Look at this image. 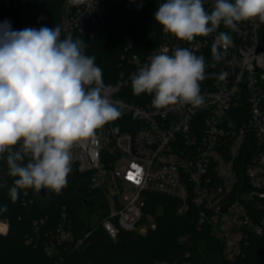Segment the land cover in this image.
I'll list each match as a JSON object with an SVG mask.
<instances>
[{
    "label": "built area",
    "instance_id": "2783aa9c",
    "mask_svg": "<svg viewBox=\"0 0 264 264\" xmlns=\"http://www.w3.org/2000/svg\"><path fill=\"white\" fill-rule=\"evenodd\" d=\"M21 3L37 14L29 28L46 26L44 0H0V24ZM116 4L117 0H80L73 5L64 0L61 39L66 35L93 39L115 17ZM213 4L214 0H205V10L210 12ZM11 28L16 31L12 24ZM219 32L227 33L230 43L216 62L211 47ZM138 37L141 42L131 41L126 48L119 77L106 85L121 117L97 130L98 143L75 145L71 166L86 175L89 193L102 196L101 225L113 239L120 230L145 235L156 229L145 211V196L161 195L177 201L179 215L196 207L198 229H210L227 259H241L249 236H264V23L242 22L235 31L221 23L217 32L192 42L164 31ZM178 47L205 59L207 79L200 82L205 102L199 108L176 104L155 109L153 95L133 94L131 76L151 56L164 49L171 55ZM6 156L0 158V176ZM44 222L35 220L33 227L38 231ZM66 223L62 212L49 254L55 243L73 241ZM0 227V235L8 232L6 220L0 219Z\"/></svg>",
    "mask_w": 264,
    "mask_h": 264
},
{
    "label": "clouds",
    "instance_id": "9594fccd",
    "mask_svg": "<svg viewBox=\"0 0 264 264\" xmlns=\"http://www.w3.org/2000/svg\"><path fill=\"white\" fill-rule=\"evenodd\" d=\"M154 19L165 33L192 42L217 32L221 23L233 31L242 22L264 23V0H214L210 12L204 0H165ZM229 43L225 32L214 37L216 62ZM86 46L71 35L61 39L58 26L13 31L9 21L0 24V158L7 153V175L15 178L8 192L12 201L23 189L59 194L71 172L73 147L98 143L97 130L122 115L95 57L85 55ZM205 69L204 57L188 48L178 47L171 55L164 49L131 76L132 91L153 95L155 109L199 108L205 102L200 90Z\"/></svg>",
    "mask_w": 264,
    "mask_h": 264
},
{
    "label": "trees",
    "instance_id": "16d2710c",
    "mask_svg": "<svg viewBox=\"0 0 264 264\" xmlns=\"http://www.w3.org/2000/svg\"><path fill=\"white\" fill-rule=\"evenodd\" d=\"M64 0H44L43 21L49 28L59 27L61 4ZM163 0H117L115 17L109 19L93 39L77 36L87 45L85 55L94 56L102 69L105 85L114 82L122 70V57L131 41L141 42L142 33L163 32L154 13ZM205 1V0H204ZM36 11L21 3L20 8L7 16L14 30L20 31L34 22ZM6 159L0 176V219L8 222V232L0 235V264H208L204 254L218 255L220 264H264V236H249L244 247L245 257L236 261L224 255L223 245L211 235L209 228L198 229V209L192 207L187 215L176 212L177 201L161 196H145V211L152 216L156 229L141 235L120 230L113 239L99 222L90 225L84 213L92 210L86 175L71 166L67 185L59 194L43 198L40 192L23 189L12 201L8 195L15 178L7 175ZM25 192L27 194H25ZM104 206V204L101 206ZM7 211H2L3 208ZM162 213L159 214V209ZM67 216L65 229L73 241L55 243L53 253L47 252L59 227L61 214ZM44 219L37 231L35 220ZM1 230V227H0ZM188 237L187 242L181 241ZM80 240L83 243L78 246Z\"/></svg>",
    "mask_w": 264,
    "mask_h": 264
},
{
    "label": "rangeland",
    "instance_id": "374dc122",
    "mask_svg": "<svg viewBox=\"0 0 264 264\" xmlns=\"http://www.w3.org/2000/svg\"><path fill=\"white\" fill-rule=\"evenodd\" d=\"M68 181V179H67ZM45 198V197H43ZM46 199V198H45ZM89 199H93V205L91 211H86L84 213V219L90 224L95 225L99 222L100 215L102 214L101 206L103 205L102 196L98 193V195H91ZM162 213V208L159 209V214ZM7 234V233H6ZM4 234V235H6ZM205 260L208 264H220V260L218 255L213 253L204 254Z\"/></svg>",
    "mask_w": 264,
    "mask_h": 264
},
{
    "label": "flooded vegetation",
    "instance_id": "af4514ba",
    "mask_svg": "<svg viewBox=\"0 0 264 264\" xmlns=\"http://www.w3.org/2000/svg\"><path fill=\"white\" fill-rule=\"evenodd\" d=\"M52 192H53L52 190L46 189L45 194L43 195V197H45V198L49 197L50 195H52Z\"/></svg>",
    "mask_w": 264,
    "mask_h": 264
},
{
    "label": "water",
    "instance_id": "95a60500",
    "mask_svg": "<svg viewBox=\"0 0 264 264\" xmlns=\"http://www.w3.org/2000/svg\"><path fill=\"white\" fill-rule=\"evenodd\" d=\"M264 45V39H263V41H262V45L261 46H263ZM45 191H46V189L44 190V189H42L41 191H40V193L42 194V195H44L45 194Z\"/></svg>",
    "mask_w": 264,
    "mask_h": 264
}]
</instances>
